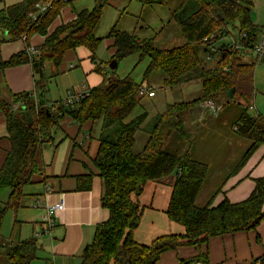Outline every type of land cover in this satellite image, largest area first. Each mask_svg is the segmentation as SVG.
Instances as JSON below:
<instances>
[{
	"label": "trees",
	"instance_id": "1",
	"mask_svg": "<svg viewBox=\"0 0 264 264\" xmlns=\"http://www.w3.org/2000/svg\"><path fill=\"white\" fill-rule=\"evenodd\" d=\"M36 1L21 0L0 9V70L31 63L35 76L34 90L13 94L11 102L3 98L0 88V112L6 118L10 141V149L0 168V202L3 193L9 192L7 200L0 205V226L8 210L18 212L24 207L23 199L28 196L26 187L46 184L41 147L51 140L52 129L68 114L80 128L91 122L89 136L100 126L98 148L92 162L101 178L102 206L110 212L106 221L97 224L92 242L82 251L80 264H158L168 251L203 245L213 236L256 230L264 220V176L255 179L254 190L243 201L233 203L226 198L212 207L214 193L204 206H199L196 201L213 170L207 162L194 158L191 134L182 117L183 113L206 101H213L221 108L219 103L225 100L226 104L232 99L250 104L255 97L258 62L244 61L242 57V53L254 48L264 32V25H256L252 19L254 0H182L170 11L168 23L176 25L184 43L172 48L157 47L155 38L140 39L136 30L129 32L114 25L107 37L114 40L115 52L105 63L106 70L99 65L96 67L102 74V82L90 88L89 94L72 106L66 105L64 99L54 101L47 97L56 73L46 76L44 68L49 65L59 73L66 52L81 46L90 50L92 61H96V52L104 39L96 35L104 4L96 2L91 9L79 10L75 19L48 33L62 8L73 0H53L52 9L32 21ZM226 32L234 33L238 39L246 33L247 37L242 40L245 50L222 48L214 66L209 67L203 58L204 38L212 34L220 37ZM36 33L44 35L45 40L37 54H32L29 40ZM24 36L25 48L4 59L2 43ZM135 54L139 61L148 59L143 81H148L157 71L164 75L163 86L171 89L197 80L203 89L202 96L167 104L163 112L153 117L152 127L146 129L148 113L134 115L140 105L141 89L145 87L143 82H137L132 73L124 77L116 75L118 66L110 69L111 72L108 70L113 59L121 62ZM232 87L235 92L229 97ZM247 109L240 110V121L233 125L238 135L250 143L235 168L243 166L264 144V116L251 114ZM140 130H146L150 136L144 147L136 152V136ZM172 139L186 141L187 150L180 154L167 151L165 146ZM170 175H176V180L166 212L170 220L184 226L185 233L161 235L150 244L138 243L134 232L145 207L135 198L143 193L149 182ZM93 177V173L77 177V189L90 190ZM38 239L34 234L8 242L0 234V256H6L12 264H32L38 259L41 248ZM197 261L210 264L208 253L202 252L190 260ZM250 264H264V255Z\"/></svg>",
	"mask_w": 264,
	"mask_h": 264
},
{
	"label": "crops",
	"instance_id": "2",
	"mask_svg": "<svg viewBox=\"0 0 264 264\" xmlns=\"http://www.w3.org/2000/svg\"><path fill=\"white\" fill-rule=\"evenodd\" d=\"M78 1L81 0H74L62 8L60 14L50 25L48 33H51L62 23L72 21L76 18L79 10L87 8L76 9L74 3ZM254 2L252 19L256 25L263 26L264 0H254ZM110 39L109 60L115 52L112 47L114 40ZM44 40V35L36 33L31 36L29 42L30 45L39 47ZM24 48V39L5 41L1 45L2 57L8 59ZM91 55V51L84 46L66 52L63 63L58 68L59 73L64 74L68 70V66L75 69L78 65L83 74L82 78L79 76L70 78L72 86L75 85L74 83L79 85L73 91L68 88L60 99H65L77 91L89 90L102 82V74L97 71L96 67L99 65L106 70V62L98 60L97 53L96 61H92ZM44 70L46 76L53 73V68L49 65ZM34 81V69L31 63L0 70V88L3 98L8 102L12 101V95L15 93L34 90ZM47 97L54 100L48 93ZM199 108L198 112H204L201 121H205L206 115L211 111H208L203 105ZM91 126V122H88L80 128L70 115H64L60 119L59 126L52 129L51 140L44 142L41 147V159L47 177L46 184L29 186L30 192H26L28 187L25 189L28 197L32 198L27 204L32 203L34 196H38L41 203V206L35 209L29 218L33 224L32 235L39 230L47 204L62 203L64 206L63 210L56 213V227L52 235H45L38 239L39 245H41L38 259H42L43 264H80L82 251L87 244L92 242L97 224L109 218V210L101 203V178L92 162L98 148V136H89ZM234 130H237L236 127ZM98 133H100V128ZM223 138L229 146L228 149L232 151H235L236 145H241L243 142L239 137L228 134L225 130L220 132V139L223 140ZM243 144L249 145L248 143ZM9 149L10 141L6 118L0 112V168ZM235 153L233 152V154ZM235 167L230 166L212 171L211 179L216 175H223L217 188L210 192L212 195L216 193L212 207L218 206L226 198L233 203L248 198L254 190L255 179L264 176V144L252 153L243 166ZM88 173L94 174L92 187L87 191H79L77 177ZM175 180L176 175H170L158 181H151L145 186L143 193L135 198V201L145 207L140 224L134 232L135 240L138 243L150 244L161 235L185 233L184 226L170 220L166 212ZM48 186L51 188L50 192L46 190ZM210 197L204 200L205 204ZM205 251L208 253L210 264H250L253 259L264 255V220L254 231L213 236L206 244L183 246L177 250L168 251L163 254L158 264H195L190 260Z\"/></svg>",
	"mask_w": 264,
	"mask_h": 264
},
{
	"label": "rangeland",
	"instance_id": "3",
	"mask_svg": "<svg viewBox=\"0 0 264 264\" xmlns=\"http://www.w3.org/2000/svg\"><path fill=\"white\" fill-rule=\"evenodd\" d=\"M18 1L20 0H0V8ZM181 1L182 0H81L74 3V7L76 9L84 7L91 9L96 2L104 4L103 17L96 29V35L104 39L96 53L98 60L108 62L110 58V50L108 47L111 39L107 37V34L114 25H117L119 29L129 32L136 30L137 36L140 39L155 38L156 46L160 48H172L182 45L184 39L176 25L174 23H168L170 11L175 9ZM200 55H203L202 51H200ZM242 57L244 61L258 62L254 77L255 97L251 100L250 104L246 102L241 104L237 99H232V102L226 104L225 100L219 103L222 107L219 108L218 113L209 112L206 115L205 121H201L204 112H198L200 110L199 107H195L182 115L186 122V128L191 134L194 158L207 162L212 170H222L230 166L234 167L248 149L249 145L243 143L250 144L249 141L240 137L233 129V125L240 121V110L242 111L250 107L247 110L251 114H257L259 112L264 116V59L261 61L255 60V55L252 51L242 53ZM147 64L148 59L139 61V56L137 54L131 55L119 62L115 73L121 77L132 73L133 78L137 82H143L145 88L155 92V96H149L148 92L142 94L140 105L134 111V115L141 112L148 113L145 128L150 129L153 125V117L163 112L167 104L197 99L202 96L203 89L197 80L186 81L182 86L174 87L173 89L164 87V75L160 71L154 72L148 81H143V74ZM52 68L55 71L53 73H56V75L49 84L50 90L48 91V95L51 99L60 100L64 95V91L67 92L68 88L73 91L74 88L79 85L74 83L75 85L72 86L70 84V78L72 79L75 76L82 78L83 73L78 65L75 69H71L68 66V70H66L64 74L57 73L55 68ZM110 69L109 66L108 70L111 72ZM202 105L204 106V103ZM217 114L219 116H216ZM99 128L100 127L94 128L92 133L93 137L98 136ZM222 130H225L228 134H232L235 137H239V139L243 141L241 145H236L235 151L228 149L229 146L224 138L223 140L220 139V132ZM149 136L146 130H140L137 133L135 144L136 152L144 147L149 140ZM165 149L171 153L180 154L187 150V142L172 139L165 146ZM233 152L236 153L233 154ZM236 156L238 157L236 158ZM222 176L223 175H216L212 179L210 177L208 178L205 189L203 185L196 201L199 206H204V200L212 195L210 192L212 189L217 188L222 180ZM30 189L31 188L28 187L26 192H30ZM8 195V190L3 193L0 205L7 200ZM29 200H32V198L28 196L23 199L24 207L18 212L12 210L6 212L0 226L1 238L4 241L17 242L19 239H25L32 235L33 224L29 221V218L36 208H29V203L27 204ZM1 245L2 243L0 244V251ZM0 264H12V262L6 256L1 255ZM32 264H43V260L36 259Z\"/></svg>",
	"mask_w": 264,
	"mask_h": 264
},
{
	"label": "built area",
	"instance_id": "4",
	"mask_svg": "<svg viewBox=\"0 0 264 264\" xmlns=\"http://www.w3.org/2000/svg\"><path fill=\"white\" fill-rule=\"evenodd\" d=\"M53 7V0H37L35 4V11L31 13L32 21H37L42 16L46 15ZM246 33H242L239 39L236 35L232 32H226L224 35L218 37L215 34L210 36H206L204 38L205 42V50H204V62L209 67L214 66L217 56L219 54L220 49L225 48L228 50H238L243 51L245 50V45L242 42L245 39ZM24 36L22 39H25ZM39 51L38 47L30 46V52L32 54H37ZM255 55V60H263L264 59V32H261L260 37L258 38L257 42L255 43L254 48L251 50ZM148 92L149 96H154L155 92L151 89H147L143 87L141 89V94H145ZM89 91H77L74 94H70L67 98L64 99L65 104L72 106L74 105L83 95H88ZM204 107L212 111L213 113H218L219 108L213 101H206L204 103ZM47 192L51 191V188L47 187ZM41 206L39 197H35L33 202L31 203L32 208H39ZM64 206L62 203H56L54 205H46L45 206V213L42 217L41 224L39 230L36 231V236L41 237L43 235H52L53 229L56 225L55 216L56 213L63 210ZM54 264V263H51ZM195 264H204L202 261H197Z\"/></svg>",
	"mask_w": 264,
	"mask_h": 264
},
{
	"label": "water",
	"instance_id": "5",
	"mask_svg": "<svg viewBox=\"0 0 264 264\" xmlns=\"http://www.w3.org/2000/svg\"><path fill=\"white\" fill-rule=\"evenodd\" d=\"M118 64H119V61L116 60V59H113V60L110 62L109 66H110L111 69H115V68L118 66ZM234 92H235V88L232 87V88L229 90V97H233Z\"/></svg>",
	"mask_w": 264,
	"mask_h": 264
}]
</instances>
